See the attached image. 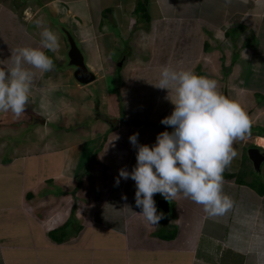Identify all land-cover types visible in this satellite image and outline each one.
Listing matches in <instances>:
<instances>
[{"label":"crops","instance_id":"crops-1","mask_svg":"<svg viewBox=\"0 0 264 264\" xmlns=\"http://www.w3.org/2000/svg\"><path fill=\"white\" fill-rule=\"evenodd\" d=\"M128 1L126 6L131 9L123 10L130 11L128 19H135L133 15L138 14L134 29L142 30L149 37L147 40L150 45H153V33L157 32V28L153 30V19L157 18L159 21L164 20L166 26L175 25L172 35L170 34L171 40L176 42L178 48L189 53L193 45L198 51H203L204 43L208 41L204 30L199 31V22L202 20L200 11L216 9L219 14H227L225 18L221 17L224 22H218V25L213 20H204L202 25L216 39L220 33L228 35V32H237L236 28L244 30L241 35L246 36L242 39L246 46L241 45L240 49L246 53V64L242 67L243 63L238 58L229 66L231 71L228 74L231 76L227 79L228 90L232 99L240 104L244 101L243 108L246 112L256 106L263 107L255 99H264V0ZM139 1L145 3L148 17L137 11ZM104 3L102 0L44 2V7L52 13V20H56L58 16L57 20L63 23L60 19L62 15L64 19L67 16L73 22L80 19L86 21L87 29H91L86 35L91 49L89 46L86 48L89 50H85V57L92 68H100L102 79H105V75L98 63L103 66L104 62L107 64L110 61L107 67L113 63L112 50L108 51L109 47L104 46L105 37H113L109 30L108 36L99 34L93 40L89 36L92 28L95 29L94 23L98 25L99 22L98 27L102 29L103 18L100 14L110 12L111 6L121 8V1L112 4V1L104 0ZM28 5L29 2L25 5V12L31 8ZM153 6L157 7V17H153ZM38 10L42 12V8ZM38 14L36 13L39 18ZM27 20L26 15H18L10 8L0 11V60H4L3 63L11 65V61L6 60L10 58L11 50L23 46H41L36 38L40 36L37 25L27 26L23 23ZM71 21L67 23H70L77 34L78 27L73 26ZM124 24L128 36H121L129 44L130 53L141 42L138 43L140 40L137 39V44H133L126 40L131 39V32L133 38V30L129 21ZM141 24H144L143 27ZM51 26L60 41L62 35L59 29L55 23L51 22ZM225 27L227 30L223 32ZM250 36L252 38L247 42ZM195 37L203 42H196L193 39ZM88 52H91V58ZM241 60L243 62L242 56ZM181 67L184 68L185 65ZM234 77L241 78V81L235 82ZM233 90L238 93L234 94ZM51 92L54 95L53 88ZM33 96L34 91L31 90L30 98ZM44 96L45 93L43 99ZM88 101L90 100H86ZM45 102L47 108L44 109L41 104L42 110H52L57 106L53 101ZM58 110L56 107L51 114H44L56 118ZM37 115L34 113L32 118H37ZM47 120L49 121L48 118ZM47 120L39 125L47 126ZM137 132L139 143L156 141L157 135L150 131ZM5 133L4 130L2 134ZM130 133L131 131L123 136L122 143L129 142L126 139ZM27 136L23 140L28 145L22 150L14 151L9 158L2 156L5 145L0 146V264H264V191L256 189L254 184H238L234 179L223 177L222 191L232 203L223 213L213 216L204 211L203 205L178 194L171 200V213L165 215L159 225H151L137 213L140 209L135 206V181L122 178L118 187L110 189L105 184L101 185L102 176H98L96 179L100 185L89 189L90 176L86 174L88 166L83 168V162L80 163L77 157L62 155L67 151L69 142L63 145L61 142L55 151L51 150L55 146L53 142L40 144L39 138L28 140ZM250 137L248 135L247 139ZM258 138L251 140V143L257 145ZM81 139L83 145L89 139L94 140L87 136ZM34 143L37 144L35 149L39 150L27 151V147ZM74 144L76 149L82 146L81 143L78 146L76 141ZM130 164L129 171L135 166L136 160ZM128 182H131L132 190L127 187ZM124 196L127 200L122 198ZM162 198L160 194L154 195L155 201ZM126 204L132 210L124 207ZM184 218H188V222Z\"/></svg>","mask_w":264,"mask_h":264},{"label":"rangeland","instance_id":"rangeland-1","mask_svg":"<svg viewBox=\"0 0 264 264\" xmlns=\"http://www.w3.org/2000/svg\"><path fill=\"white\" fill-rule=\"evenodd\" d=\"M24 1L26 3L29 2L30 5L28 6H31V8L27 9V13L24 9L26 3L25 5L21 4ZM102 1L104 3V0ZM111 1L112 4H115L114 2L121 1V8L111 6L110 12L105 11L103 15L100 14L101 18H103L101 21L102 29H99L98 27L99 22L98 25L94 23L95 29L93 30L92 28V33L89 36L92 40L99 34L104 33V36H108L109 30L111 33L110 35L113 37V39L111 37H109L111 39L105 37L106 44H104V46L107 45V48L109 47L108 51L112 50L111 52H113V63H111L109 67H107V65L110 61L107 64L104 62L103 66L98 63L103 69V74L105 75L104 78L106 80L101 78L99 73H102V71L100 68L96 67L99 72L96 68H92L87 62V59L86 62L95 72L97 79L85 85H82L75 80L72 72L73 68L69 67L67 61L68 58L66 54L68 45L66 36L64 35L62 29H59L60 34L62 35V39L60 38L59 41L60 47L55 52H50L49 50L44 49L46 54L52 58L53 67L50 71L43 73L39 70L36 73L31 89L34 91V96L33 98H30L24 113L20 117L16 118L11 112H0V146L5 145V153L2 155L4 158H9L14 151L22 150L23 147L28 145L27 141L23 140L26 135H28V140L39 138L40 144H42V142H53L55 146L51 148V150L58 148V146L61 145V142L62 145L69 142L66 149L67 151L62 155L77 157L80 163L83 162V168L88 166L89 170H87L86 173L90 176L88 188L90 189L92 186L94 188L95 185L99 184L98 179H96L98 176H102L100 177V179H102V182L100 181L101 185L105 184V186L110 189L115 188L118 187L115 181L119 175V170L126 166L128 170L131 167L130 163L133 160H136V148L130 143L129 138L126 139L129 141L128 143H122L123 136L131 131L129 135L130 137L133 133H137V131L140 130L150 131L158 135L160 132L153 131L151 127L156 125V123L159 124L164 117L170 115L174 108V105L165 99L167 90L159 89L154 86V84L158 83L159 73L162 66L168 65L176 69H190L198 75L213 78L218 82V90L231 98L230 95L232 94L229 93L230 91L228 90L227 80L229 79V76H231V74H228L229 71H231L229 66H231L234 60H237L238 58L240 63H243L242 67L246 64V53L240 49L241 45L246 46V43L242 41V39H245L246 36L241 35L242 32L244 33V30L236 28L237 32L235 30L230 32L233 33L230 34V36L225 33H220L217 36L218 39H216L214 38V35L211 34V31H208L207 28L202 25L204 20H209L207 22L213 20L214 24L218 25V22H224V18L227 14L222 15L221 12L219 14L216 9L209 11L206 9L204 11H200L202 20L199 22L201 25V27H199V31L203 29L204 33L207 35L208 41L206 42L209 43V49L198 51V49H196L193 45L189 53L181 50V48H178V46H176V42H172L171 35L175 25L167 24L166 26V22L164 20L159 21V19L154 18L153 30L157 28V32L156 34L153 33V45H150L147 40L149 37L145 36L143 34L144 32L139 28L134 29V24L138 18V14L133 12L135 13L133 15L135 19H128L130 11L128 12L123 10L129 8L126 6L129 4V1L110 0V2ZM44 2H46V0H0V11L10 8L18 15H26V20H28L23 21V23L30 27H35L37 25V31L40 33L45 27L52 29L51 22L55 23V26L56 22H59L57 20L58 16L56 17L57 21L51 19L52 13H49V10L44 7ZM104 5L106 4L104 3ZM41 8L42 12L38 10ZM156 8V6H153V17H157ZM36 13H39V18ZM222 16L224 17L223 20H221ZM34 17L36 19H34ZM60 17L65 24L62 22L59 23H62L66 28H70V32L75 36L80 49L84 52V54H86V51L89 50H86V48L89 46L91 49L89 40L86 37V35L91 32V29H87L86 21L80 19L73 22L70 19L68 20L67 16L66 19H64V16L62 15ZM70 21L73 26L75 25L78 27L76 28L77 34L70 26V23H67ZM128 21L131 29L133 30V38L131 32V39L128 38L129 40H126L133 44H137V39L140 40L138 43L141 42L138 47L132 49V52L130 53H128L129 44L124 42L122 40L123 37L121 36V34L127 35L125 31L127 28L124 23ZM195 24L197 26L196 21ZM143 25L144 24H141L142 27ZM227 27H229V25ZM227 27L223 29V32L227 30ZM183 28L186 30L185 27ZM186 28H188V26ZM235 36L236 38H234ZM173 37L174 39L176 38L174 35ZM36 38H38L37 41L40 42L41 37L38 36ZM250 38L252 37L250 36L249 40L246 41L250 42ZM63 39H65V42ZM193 39L198 43L203 42L202 39H198L196 37ZM26 40L28 41L27 38ZM183 41L185 42L184 36ZM201 45L203 46V44ZM88 53L91 58V52ZM186 55H188V57ZM241 56L243 58V62L241 60ZM93 59L96 62L94 56ZM120 62H122V66L119 67L118 63ZM184 65V68L181 67ZM34 71L36 72V70ZM38 79L41 82H37ZM234 80L235 82H239L241 81V78L234 77ZM248 80L249 79H247V81ZM232 82L234 83V81ZM44 87L46 90H44ZM52 88L55 92L54 95L51 94ZM40 92H42V94H40ZM44 93L45 100L43 99ZM233 93L237 94L238 92L233 90ZM46 100L47 102L53 101L57 104L56 107H58L59 110L56 112V118L49 115L46 116L44 114L45 112L49 114L56 107L48 111L40 108L41 104L44 109L47 108V103L45 102ZM86 100L90 101L86 102ZM255 100L258 105H262L263 107L260 108L259 106H256V108H253L251 106L253 109L248 111L252 123L250 133H254L258 136L261 135V137L258 138L257 145L264 149V99L260 98ZM243 105L244 101L241 102L242 107ZM34 113L38 114L35 119L32 118ZM46 120L48 123L47 126L42 127L39 125L42 121ZM101 120L103 121L101 122ZM4 130L6 133L2 134ZM36 130H38V132H36ZM84 136H87L88 138L91 137L92 139L94 138V140L89 139L85 145H83V140L81 138ZM247 138L248 135L245 136L243 140H237L234 142L233 146L237 149L238 154L225 168L223 176L226 173L231 172L237 175V178H234L236 183L240 184L237 182V179H243L245 185L254 184L256 189H262L261 185L264 186V165L259 173L251 165L252 162H250L247 154V148L250 147L251 140H255L256 137L252 136L249 139ZM110 140L112 142H110ZM74 141L77 142L78 146L79 143H81L82 146H80V148L77 147L76 149ZM153 143H155V141H148L140 144L152 145ZM35 145L37 144H30L27 147V151L37 152L39 149H35ZM41 149H43L42 146ZM250 169V174H246ZM80 172L82 173L81 170ZM128 183L129 185H127V187H129V190H132L131 182ZM56 187L58 188L59 186ZM260 191L262 192L263 189ZM177 207L179 206L177 205ZM179 219H181V217ZM184 221L188 222V218H184ZM169 234H171V232H169Z\"/></svg>","mask_w":264,"mask_h":264},{"label":"clouds","instance_id":"clouds-1","mask_svg":"<svg viewBox=\"0 0 264 264\" xmlns=\"http://www.w3.org/2000/svg\"><path fill=\"white\" fill-rule=\"evenodd\" d=\"M40 37L41 47L11 50L6 59L11 65L0 60V112L20 117L30 101L34 70L52 69L53 60L44 49L55 52L60 47L59 37L47 27ZM154 86L167 90L165 99L174 105L171 114L160 121L172 130L160 132L152 145L140 144L139 133H133L129 141L136 148V164L131 171L126 167L119 170L116 185L121 178L135 181V206L140 209L137 213L151 225H159L166 215L157 208V193L170 205L182 194L203 205L210 216L223 213L232 203L222 188L223 172L238 154L234 142L247 135L261 137L250 133V114L237 100L218 90L217 80L190 69L164 65ZM249 148L264 150L252 143ZM122 198L127 200L126 196ZM124 207L132 210L130 205Z\"/></svg>","mask_w":264,"mask_h":264},{"label":"water","instance_id":"water-1","mask_svg":"<svg viewBox=\"0 0 264 264\" xmlns=\"http://www.w3.org/2000/svg\"><path fill=\"white\" fill-rule=\"evenodd\" d=\"M66 36L69 49L67 51L68 64L74 68L73 76L77 82L82 85L88 84L96 80V74L85 60L84 54L78 46L73 35L66 29H63ZM122 66V62L118 63ZM249 159L252 161L254 168L260 172L261 166L264 162V153L258 148H249L247 151ZM157 208L163 211L166 215L171 211L170 202L165 199H159L156 202Z\"/></svg>","mask_w":264,"mask_h":264},{"label":"trees","instance_id":"trees-1","mask_svg":"<svg viewBox=\"0 0 264 264\" xmlns=\"http://www.w3.org/2000/svg\"><path fill=\"white\" fill-rule=\"evenodd\" d=\"M137 11L138 12H141L143 15H145V17H148L147 16V10H146V6H145V3H143L142 1H139L138 2V5H137ZM57 21V20H56ZM56 26H57V28L58 29H67L68 30V28H66L62 23H59V22H56ZM230 34H233V33H230V32H228V35L230 36ZM233 39V38H232ZM204 48H205V50H207V49H209V43L208 42H205L204 43ZM152 126V125H151ZM151 126H148V127H151ZM151 129L153 130V131H156V132H162V131H165V130H168V131H171L172 129L170 128V127H168V126H165V125H161V123H156V125H153L152 127H151ZM252 170H253V168H252ZM250 172H251V169L250 170H248V172L246 173V174H250ZM245 174V175H246ZM223 177H226L227 179H233V178H237V175H235V174H233V173H228V174H225ZM237 182H239V183H244V181H243V179H237ZM262 186V189H263V191H264V186L263 185H261ZM261 189V190H262Z\"/></svg>","mask_w":264,"mask_h":264},{"label":"flooded vegetation","instance_id":"flooded-vegetation-1","mask_svg":"<svg viewBox=\"0 0 264 264\" xmlns=\"http://www.w3.org/2000/svg\"><path fill=\"white\" fill-rule=\"evenodd\" d=\"M77 41V40H76ZM68 49H69V46H68ZM261 150V152L262 153H264V150H262V149H260ZM250 162H252V161H250ZM252 165H253V163H251Z\"/></svg>","mask_w":264,"mask_h":264}]
</instances>
